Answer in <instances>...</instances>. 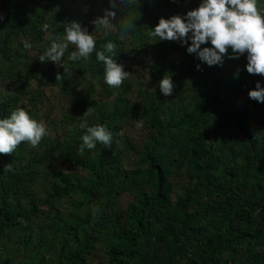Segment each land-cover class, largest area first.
I'll use <instances>...</instances> for the list:
<instances>
[{"label": "trees", "instance_id": "obj_1", "mask_svg": "<svg viewBox=\"0 0 264 264\" xmlns=\"http://www.w3.org/2000/svg\"><path fill=\"white\" fill-rule=\"evenodd\" d=\"M199 3L118 0L105 26L84 10L99 18L108 0H0V118L24 107L47 128L0 154V264H264V103L248 96L264 75L246 53L208 66L151 35ZM73 20L95 50L40 62ZM109 40L118 63L147 60L145 75L107 85L95 53ZM85 120L109 127L110 147L80 151Z\"/></svg>", "mask_w": 264, "mask_h": 264}, {"label": "clouds", "instance_id": "obj_2", "mask_svg": "<svg viewBox=\"0 0 264 264\" xmlns=\"http://www.w3.org/2000/svg\"><path fill=\"white\" fill-rule=\"evenodd\" d=\"M117 2L108 0L109 7L95 22L99 21L105 26L112 23L111 20L117 14ZM0 19H3L2 14ZM130 27V24L122 25L125 31ZM44 28L47 29L48 25L45 24ZM151 35L158 37V40L179 41L186 46L187 53L194 54L208 66L222 65L225 56L238 58L246 53V71L264 75V0H200L198 7L188 10L184 15L161 17L152 28ZM69 44L74 45L75 50L69 52L68 60L77 62L89 57L95 50L96 41L81 22L73 20L65 28L63 42H58L53 36L49 46L38 55V60L59 64ZM25 47L30 45L26 44ZM116 48V43L109 40L103 45V50L95 53L97 61L103 62V80L110 87H119L129 76L124 65L114 58L117 56ZM196 68L199 70L201 64L198 63ZM159 87L162 94L171 95L174 90L171 75L165 74L159 81ZM248 96L264 103V86L260 81L249 90ZM136 126L142 127V121H137ZM79 127L84 130L81 152L95 149L98 143L105 147L111 146L113 133L106 124L90 125L85 120ZM45 135V123L34 118L24 107H18L8 116L0 118V154L14 152L25 141L36 146Z\"/></svg>", "mask_w": 264, "mask_h": 264}, {"label": "rangeland", "instance_id": "obj_3", "mask_svg": "<svg viewBox=\"0 0 264 264\" xmlns=\"http://www.w3.org/2000/svg\"><path fill=\"white\" fill-rule=\"evenodd\" d=\"M86 12L85 16H84V20L86 24H97L99 21H97V23L95 22L98 18L97 16L93 15L92 13H87V8H85L84 10ZM147 60L143 61L142 57L138 56V58L136 60H131L128 63H126L124 65V68L126 71L129 72V76L134 77V78H138L141 76H144L146 71V64H147ZM45 78V76H44ZM36 85L40 86L41 89H44L47 91V94L49 96H52V98H55V96H59L57 94L58 88L57 86L54 85H49V86H44V84L39 85L36 83ZM72 107V106H71ZM73 109L78 110L77 107H73Z\"/></svg>", "mask_w": 264, "mask_h": 264}, {"label": "water", "instance_id": "obj_4", "mask_svg": "<svg viewBox=\"0 0 264 264\" xmlns=\"http://www.w3.org/2000/svg\"><path fill=\"white\" fill-rule=\"evenodd\" d=\"M57 35H58V33H54V34L52 35V37H53V36L57 37Z\"/></svg>", "mask_w": 264, "mask_h": 264}]
</instances>
